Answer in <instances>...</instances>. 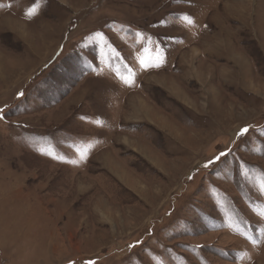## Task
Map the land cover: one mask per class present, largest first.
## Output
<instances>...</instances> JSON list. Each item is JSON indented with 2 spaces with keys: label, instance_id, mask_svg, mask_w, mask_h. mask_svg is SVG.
<instances>
[{
  "label": "rangeland",
  "instance_id": "obj_1",
  "mask_svg": "<svg viewBox=\"0 0 264 264\" xmlns=\"http://www.w3.org/2000/svg\"><path fill=\"white\" fill-rule=\"evenodd\" d=\"M0 264H264V0H0Z\"/></svg>",
  "mask_w": 264,
  "mask_h": 264
},
{
  "label": "snow or ice",
  "instance_id": "obj_2",
  "mask_svg": "<svg viewBox=\"0 0 264 264\" xmlns=\"http://www.w3.org/2000/svg\"><path fill=\"white\" fill-rule=\"evenodd\" d=\"M247 131H248L247 128L241 129V130H240V133H238V135H241V134H243V133H245V132H247ZM224 155H225V153H223V152L220 153V156H224ZM220 156L216 157L215 159L218 160V159L220 158ZM213 162H214V161H211V160L208 161L209 164H211V163H213ZM206 166H207V165H206Z\"/></svg>",
  "mask_w": 264,
  "mask_h": 264
}]
</instances>
